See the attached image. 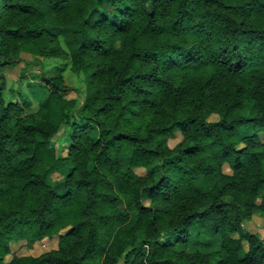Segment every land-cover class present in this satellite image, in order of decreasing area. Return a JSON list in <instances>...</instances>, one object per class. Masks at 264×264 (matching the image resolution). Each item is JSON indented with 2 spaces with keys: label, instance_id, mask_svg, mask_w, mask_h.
Wrapping results in <instances>:
<instances>
[{
  "label": "trees",
  "instance_id": "trees-1",
  "mask_svg": "<svg viewBox=\"0 0 264 264\" xmlns=\"http://www.w3.org/2000/svg\"><path fill=\"white\" fill-rule=\"evenodd\" d=\"M23 44L64 60L46 77L23 69L6 97L1 70ZM219 75L262 80V99ZM254 213L264 216V0H0V264H264V239L243 226ZM215 236L210 252L173 249ZM54 237L39 254L11 251Z\"/></svg>",
  "mask_w": 264,
  "mask_h": 264
},
{
  "label": "rangeland",
  "instance_id": "rangeland-1",
  "mask_svg": "<svg viewBox=\"0 0 264 264\" xmlns=\"http://www.w3.org/2000/svg\"><path fill=\"white\" fill-rule=\"evenodd\" d=\"M94 7V4L90 6V9ZM100 9L108 10V8L105 5L99 6ZM117 42L116 45L118 47L122 46V38L120 36H117ZM37 49H40L38 53H36L30 45L23 44L19 46L16 51L14 58L17 60L15 64H10L6 66L1 71L4 72L7 79L6 84V90L4 96H10L9 87L13 85V87H17L19 85V78L20 74L23 69H25V74L31 75L30 73H37L38 75H42L46 77L47 75L53 74V70L56 67V65L60 64L64 60L61 55L55 53V54H49L46 52V46L37 45ZM204 78L207 76H203ZM66 78L70 86L75 85L78 86L80 84L79 77L72 73V71L69 69L66 71ZM219 82L223 87H240V90L242 94L246 97L251 99V96L253 95L256 98L262 99L263 94V88L262 84L263 81H256V80H249L245 77H228L227 75H219L218 78ZM78 96L76 91L74 89H70L65 92L64 97L68 99H74ZM222 97L221 91L218 92L217 99ZM13 98H16V95L14 94ZM194 103V111H203V113H206L207 119L214 121L219 118V115L217 112L210 110L206 104L203 106L201 103L191 102L190 104ZM257 103V101H251V105L245 106L241 112L248 114L253 113L255 111L254 105ZM189 104V105H190ZM36 104L32 106V109H36ZM186 109V107H185ZM189 110H192L190 107H188ZM187 111V109H186ZM193 111V110H192ZM193 111V112H194ZM13 128L15 131H17V128L15 127L13 123ZM67 127L65 124H62L58 130V132L52 136V140L55 141V147H56V154L59 157H64L68 153L67 148ZM246 131V130H244ZM182 138L181 132L178 130L174 135H171L168 139V142L170 146H174L176 143L180 141ZM13 141L10 143L9 146L13 144ZM88 167L91 169L94 165V162H88ZM224 169L226 171H230V167L228 164L224 165ZM133 170L141 175L142 177H151L156 176L155 170L156 168H153V166L150 167H143V166H136L133 168ZM54 177H59L58 173L54 174ZM150 184V183H149ZM146 204H151V200L147 199ZM254 213L251 220H247L244 222L243 226L251 230L253 232L258 233L263 239H264V216L262 214H259V216H255ZM209 239V245L206 247H199L196 245L188 244V243H179L173 247L176 251L180 252L184 257H192L194 256V253H206L210 252L212 250H215L217 248H220L221 245V238L218 236L215 237H208ZM244 246L247 248V243H244ZM58 247V238H44L43 240H38L33 245H29L26 240H19L11 243V251L12 253L23 255V254H39L43 250L50 249V248H56ZM12 254H6L5 257L8 258ZM118 264H125L124 257L122 256L118 262Z\"/></svg>",
  "mask_w": 264,
  "mask_h": 264
},
{
  "label": "crops",
  "instance_id": "crops-1",
  "mask_svg": "<svg viewBox=\"0 0 264 264\" xmlns=\"http://www.w3.org/2000/svg\"><path fill=\"white\" fill-rule=\"evenodd\" d=\"M260 213L255 214V216H259Z\"/></svg>",
  "mask_w": 264,
  "mask_h": 264
}]
</instances>
